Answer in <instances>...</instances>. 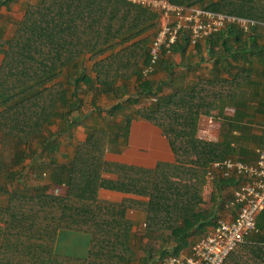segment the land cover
<instances>
[{
  "label": "trees",
  "instance_id": "trees-1",
  "mask_svg": "<svg viewBox=\"0 0 264 264\" xmlns=\"http://www.w3.org/2000/svg\"><path fill=\"white\" fill-rule=\"evenodd\" d=\"M211 1L203 8L258 22L250 32L230 25L207 37L216 64L223 66L222 61L229 59L231 68L232 61L249 57L264 64L260 32L264 0ZM4 3L7 0H0ZM158 14L126 0H37L27 3L10 37H4L0 28V133L12 159L9 165L3 159L0 167V193L5 198L0 203V264H119L127 260L164 264L171 255L190 253L192 237L226 216L224 192L236 184V178L216 175L209 200L203 190L210 165L243 156L233 133L242 126L238 121L247 109L243 88L251 81L253 69L248 66L228 77L200 78L186 88L172 85V77L151 81L143 74L151 58L148 38L135 39L154 25ZM189 43L188 34L183 33L172 45V53L186 52ZM162 57L151 74L168 62H162ZM89 61H93L94 78L89 75ZM134 75L139 80L136 92L126 100L120 96L112 106L93 109L100 116L105 110L106 116L87 127L86 139L74 146L72 156L59 160L63 155L60 136L72 133L81 122L82 117L73 113L82 112L86 91L99 84L103 92H110L120 79L128 89L126 81ZM132 106L137 108L126 112ZM227 108L235 112L230 115ZM216 109L224 119L222 137L217 141L199 137L200 118L212 116ZM135 116L161 128L175 162L129 173L127 166L106 160L112 146L128 142ZM55 124L59 129L54 131ZM107 171L116 172L117 178L106 177ZM28 175L32 183L25 182ZM56 188L63 190L56 193ZM101 188L148 197L139 204L148 213L146 227L134 232L135 221L127 218L131 202L134 206L137 201L102 200ZM258 226L264 230V211ZM63 229L91 235L86 260L56 251ZM224 264H264V235L255 234L240 243Z\"/></svg>",
  "mask_w": 264,
  "mask_h": 264
},
{
  "label": "crops",
  "instance_id": "crops-1",
  "mask_svg": "<svg viewBox=\"0 0 264 264\" xmlns=\"http://www.w3.org/2000/svg\"><path fill=\"white\" fill-rule=\"evenodd\" d=\"M31 1L33 2L37 0H7V3L0 4V6L3 5L2 11L5 14L6 12L13 13L21 10L22 14L21 16H18V19L17 14L11 15L12 20L15 21L16 19L20 20L23 17L25 11L24 6L26 7L27 3ZM193 1L194 0H176L177 3L185 6H188L187 3H194L193 7H206L202 6L201 2L200 4L198 2ZM209 2L211 3L212 1L209 0ZM209 4L208 2H206L205 5ZM16 21L14 23V27ZM152 21H154V25H152L149 30H147L145 33H142V35L135 39L136 41H140L142 39L148 38L147 48H149L151 44L152 38L155 35L154 33H156L157 30L167 22V18L163 14L159 13L157 17H155ZM260 32L263 33L261 41L264 42V29H262V31ZM222 55H226V58H230V55L224 51L222 52ZM89 56L90 55H87L88 58ZM215 59L214 57L212 58L210 55L209 39L205 38L200 40L195 45L189 43L188 49L184 53L174 52L169 55H164L162 57V62L168 61L166 65L165 63H162V67H160L158 71H156L154 74L145 77L149 78L151 81H168L170 80V77H172V85H174L175 87L181 86L180 88H186L194 85L198 80H200V78L213 79L216 74L221 77H228L231 75V73L234 74L241 68H245L248 66L252 67V79L243 88V91L245 92L244 96L246 98L247 109H245V115L241 117L242 119L238 121V123L242 125L241 128L234 131L233 134L237 139V141L234 142L236 144V148L238 152H242L243 155H236L235 158H242V161L250 163L255 162L257 157L256 150L260 147H264L263 61L259 60V58L257 57H249V59H247L246 61H232L231 64L235 66L230 68L229 59H224L222 61L223 66H219L221 65V62H218V64H216ZM92 64L93 61L87 62L88 68L90 69L89 75L94 78L96 74L91 70ZM171 73H173V75ZM126 82L128 84L126 86L128 89L123 88L124 83L123 80L120 79L116 82L110 92H103L99 84H96L94 88H91L89 91H86L84 106L82 108L80 116H88V112H86V107H88L89 110L91 108L93 110L96 107H109L115 104L117 100L122 96H124L123 99L126 100L130 94L136 92L139 80L136 75H134L130 80ZM167 90H170V88H167L166 91ZM142 102L143 100L141 101V103ZM101 116H104V114H102ZM93 120L94 123L97 124V120H100V118H96V120ZM117 121H121L120 116H118ZM222 134H219L218 139L222 137ZM86 137L87 132L85 133L83 126L79 124L75 129L74 138L72 137L73 140L68 144L72 146L69 147L63 145L61 148V153L63 154L62 161H64L67 157L72 156L74 146L79 141L85 140ZM119 141L122 142L123 139L121 138ZM105 158L108 162L113 163L115 165L127 166L126 171L129 173H135L136 170H138V172H143L144 170H152L156 168L159 162L173 163L176 161L175 153L173 152L169 140L166 135H164L161 128L140 116H135L131 121L128 142H122L117 145V147L112 146L106 152ZM105 176L108 178H117V173L107 171L105 173ZM236 184L233 185V187H235ZM208 186L209 184L205 185V188H207ZM99 197L102 200H109L112 202H122L127 199L130 201H137V204L134 206L131 202L132 207L128 208L127 218L133 222L135 221V225L132 228L134 232L139 228L144 229L143 225L146 224L148 213L143 208L144 206H140L139 204L147 202L149 200L148 197L106 188H101L99 190ZM233 214V209L229 211L228 209H226V211H224V215L228 217ZM211 227L212 226H208L205 231H207ZM205 231L196 233L194 237H192L193 243L195 236L202 235ZM91 244L92 243L90 234L63 229L59 232L56 244V251L61 254L74 256L86 260L84 258L89 257ZM119 264L141 263L138 260H127L121 261Z\"/></svg>",
  "mask_w": 264,
  "mask_h": 264
},
{
  "label": "built area",
  "instance_id": "built-area-1",
  "mask_svg": "<svg viewBox=\"0 0 264 264\" xmlns=\"http://www.w3.org/2000/svg\"><path fill=\"white\" fill-rule=\"evenodd\" d=\"M158 13L167 22L157 31L150 45V64L143 68L149 76L163 54L172 53L175 44L183 33H187L191 44L217 33L230 25H236L244 32L258 24L257 21L232 14L215 12L199 6H185L171 0H126ZM232 114L234 108H227ZM231 110V111H230ZM211 122L214 117H209ZM208 128H199V137L207 140ZM255 162L227 157L212 164L207 178L213 180L217 173L223 178L234 177L237 184L232 197L227 200V208L233 209L231 216L220 217L217 224L205 231L191 247L190 253L171 255L164 264H224L230 253L247 238L262 233L258 226V216L264 211V147L256 150Z\"/></svg>",
  "mask_w": 264,
  "mask_h": 264
},
{
  "label": "rangeland",
  "instance_id": "rangeland-1",
  "mask_svg": "<svg viewBox=\"0 0 264 264\" xmlns=\"http://www.w3.org/2000/svg\"><path fill=\"white\" fill-rule=\"evenodd\" d=\"M33 2H36V1H33ZM206 2H208V4L210 3L209 2V0H204V2L202 1L201 3L200 2H198V3H200L202 6H206L205 4H206ZM2 8H3V5L2 6H0V28H2L3 29V31H4V37H6V38H8V37H10V35H12L13 34V31H14V23H15V21L18 19V16H21V14H22V12H21V10L20 11H17V12H11V13H9V12H6V14L2 11ZM24 8H25V6H24ZM14 14H17V19L15 20V21H13L12 20V17H11V15H14ZM18 21V20H17ZM16 21V22H17ZM2 58H3V54H0V62H1V60H2ZM85 96H86V94H84V96H83V98L85 99ZM149 101H145L144 103H148ZM137 108V106H132V108H128L127 110H126V112H128V111H130V110H132V109H136ZM92 110V108L89 110V108L88 107H86V112H88V116H86V117H83V116H81L82 117V119L81 120H79V121H81L80 123H78V125L80 124L81 126H83V129H84V132L86 133H88V129H87V127H89V126H93V124L95 125V123H94V120L93 119H95L96 120V118H100V117H98V116H100L97 112H90ZM231 111V110H230ZM225 112L226 113H228V114H230V115H232V113L231 112H229V110H225ZM80 112H78V111H75L73 114L75 115V116H77V115H80L79 114ZM102 114H104V116H106V111L105 110H103V112H101V115ZM218 114V110L216 109V110H214V112H212V116H215L214 117V119L212 120V122H211V120H210V118L209 117H211V116H202L201 118H200V120H199V123H198V127L199 128H202V127H204V128H208L209 129V132H210V134H209V136H208V138H213L211 141H217L218 140V137H219V134H222L223 133V131H224V129H223V121H224V119L223 118H221L222 116H220V115H217ZM120 117H121V119H122V115H119ZM217 116H220V118H217ZM84 121V122H83ZM98 121V120H97ZM83 123H85V124H83ZM98 123H99V121H98ZM77 125V126H78ZM76 126V127H77ZM223 126V127H222ZM59 124H55V125H53V126H51V128L55 131V130H58L59 128ZM76 127L72 130V133H64V134H62L61 136H60V139H61V141H62V146L63 145H65V146H72V145H68L72 140H73V138H74V132H75V129H76ZM219 133V134H218ZM73 137V138H72ZM9 153H10V151L8 150V146H7V148H6V146H4V144H3V142H2V135H1V133H0V167L2 166V164H1V161L4 159V162L5 163H11V158L9 157L10 155H9ZM231 157V156H230ZM62 158V156H60L59 157V160H63V158ZM65 161V160H64ZM63 162V161H62ZM8 164V165H9ZM5 166H7V165H5ZM212 165H210L209 167H208V169H207V171L209 170V168L211 167ZM220 174H218L217 173V176H219ZM23 180H24V177L22 178ZM25 182H27V183H32V178H31V176L30 175H28L27 177H25ZM207 184H209V186L207 187V188H205L204 187V190H203V194H204V196H206V198H207V200H209L210 199V194H211V191H212V189H213V180H209L208 178H207V174H206V185ZM234 188L235 187H233V185L231 186H228V187H226V189H225V192H224V195L226 196V200H228V199H230L231 197H232V194H233V191H234ZM63 189H61V188H56V190H55V192L56 193H59V192H61ZM3 201H5V198H4V194L3 193H0V203L1 202H3ZM226 209H228V211L229 210H231L230 208H227L226 207ZM257 222H258V220H257ZM146 227V224H144L143 225V228H145ZM201 235H197V236H195V238H194V243L196 242V240L200 237ZM194 243H193V245H194ZM193 247V246H192ZM192 249V248H191ZM188 251V250H187ZM184 253H187V252H184Z\"/></svg>",
  "mask_w": 264,
  "mask_h": 264
},
{
  "label": "clouds",
  "instance_id": "clouds-1",
  "mask_svg": "<svg viewBox=\"0 0 264 264\" xmlns=\"http://www.w3.org/2000/svg\"><path fill=\"white\" fill-rule=\"evenodd\" d=\"M166 55H169V54H166Z\"/></svg>",
  "mask_w": 264,
  "mask_h": 264
}]
</instances>
